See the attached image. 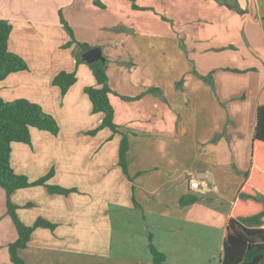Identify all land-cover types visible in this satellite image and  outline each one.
Masks as SVG:
<instances>
[{"label": "crops", "instance_id": "0c3cea01", "mask_svg": "<svg viewBox=\"0 0 264 264\" xmlns=\"http://www.w3.org/2000/svg\"><path fill=\"white\" fill-rule=\"evenodd\" d=\"M246 1L256 19L233 10L239 0H170V28L157 11H129L124 2L115 7L130 14L129 20L127 14L116 15L127 32L110 38L101 30L122 25H108L105 9L93 8L89 16L95 6L92 0H74L75 14L68 21L76 42L70 48L63 47L70 40L61 23H48L44 7L35 15L28 10L31 17L19 13L22 20L9 18L13 22L9 49L30 68L1 80L0 95L5 100L29 99L21 95L23 88L44 83L43 99L30 100L41 104L60 125L58 135L31 128V143L14 142L12 166L30 181L53 170L48 183L77 188L68 195H51L44 185H36L13 195L19 205L33 203L18 211L26 224H34L40 216L56 224L54 230L33 232L19 253L26 264H154L150 236L166 255L164 264H202L206 261L200 253L207 249V241L221 234L224 245L231 210L250 167L257 109L264 104V0ZM60 7L49 12L55 17ZM190 12L206 18L215 15L220 23L211 19L190 33L188 28L197 27L186 18ZM216 24L220 32L243 29L246 52L224 42V53L232 59L223 58L219 33L211 31ZM51 30H59L61 37ZM78 30H90L91 40L80 37ZM99 37L105 40L102 45L114 46L111 52L123 46V53L130 54L128 48L139 45L156 53H145L139 63L137 56L129 68L107 72L119 132L105 127L90 135L103 116L93 114L85 92L87 86L97 85L94 76L80 67L76 83L65 94L53 79L63 70H74L80 51L77 42L98 46L92 44H100ZM64 51L68 63L59 67L56 57ZM31 53L37 55L33 61ZM210 73L212 83L201 77ZM124 134L129 142L128 175L118 162ZM191 179L205 180L207 185L192 188ZM185 195L199 200L182 206ZM136 233H144L148 241L139 245L133 241Z\"/></svg>", "mask_w": 264, "mask_h": 264}, {"label": "trees", "instance_id": "16d2710c", "mask_svg": "<svg viewBox=\"0 0 264 264\" xmlns=\"http://www.w3.org/2000/svg\"><path fill=\"white\" fill-rule=\"evenodd\" d=\"M95 2L103 5L98 0ZM63 23L65 24L64 19ZM66 26L74 39L73 30L69 25ZM12 30L13 25L0 18V81L12 73L30 68L22 56L9 49ZM75 42L72 40L65 46L70 47ZM77 43L81 47L82 53L92 48L87 43ZM82 60L84 59L82 58ZM95 76L97 85L87 86L85 92L92 102L93 112L101 113L103 117L100 125L89 133L94 134L105 127H109L113 132H118V125L115 123V109L109 96L112 89L108 83V75L103 69L98 68L95 71ZM201 77L206 82H213L211 73L205 76L201 75ZM77 79L75 71L63 70L54 77L53 84L60 87L62 93L65 94ZM151 91L155 92L156 90L150 89ZM31 128L44 130L53 135H58L60 132L57 119L41 104L23 97L5 100L0 95V186L6 191L8 212L18 231V238L9 246L10 256L15 264H26L19 255V250L27 247L37 228L54 230L56 224L43 216H40L32 225L23 222L18 210L21 207H30L33 203L28 202L24 206H20L13 201V195L19 189L36 185H44L51 195H68L77 190V188H65L48 183L54 175L53 170L35 181H30L25 174L18 173L14 169L11 163L12 144L14 142L31 143ZM128 149V138L124 134L119 147L118 162L126 175H128ZM198 200L199 198L195 195H185L181 197L180 204L185 206ZM149 248L154 264H164L166 255L154 245L152 236H150ZM221 264H264V104H260L257 109V124L252 141L250 167L246 173L245 182L234 201L226 226Z\"/></svg>", "mask_w": 264, "mask_h": 264}, {"label": "rangeland", "instance_id": "374dc122", "mask_svg": "<svg viewBox=\"0 0 264 264\" xmlns=\"http://www.w3.org/2000/svg\"><path fill=\"white\" fill-rule=\"evenodd\" d=\"M73 1L74 0H0V18L6 20L8 22H10L9 18H11V17H12V19L22 20L23 16L19 13L29 15V13H27V12H28V10H31L29 12H31V14L35 15V12L37 9L44 7L47 10L46 15H45L47 17V22L52 23V24L61 23L60 28H62V30H63L62 32L69 37L70 41H72V40H74L73 36L69 32V29L67 28L66 25H69L70 29L73 30L72 26L69 24V21H68V19H71V17H73V15L75 14V13H73L72 6H71L73 4ZM95 1L96 0H92L93 5H95V6L92 7L90 10L87 9V10H89L88 13H90L89 16H92L94 14L93 8L105 9L106 12L109 13L110 20H111V23L108 25H111V24H112V26L116 25V24L122 25L118 28L113 27L111 30L102 29L101 31H107L106 37L110 36V38H113V36L116 37V36H119L123 32H127V30L122 29L125 26V24L121 23L122 18L120 19V17L125 16L127 14L128 20H129L130 14L129 13H124V14L120 13L121 10H119L117 7H115V6L120 7V5H123L124 2L128 3L129 11L131 9L136 10L137 8L141 9V10L143 9L146 11H152V10L157 11V13H158L157 16H158L159 20L165 21L166 23H164V24L169 28H170V22H172L171 21L172 19L170 16L171 15L170 14V0H101V1L98 0L103 5H105V4L107 6L110 5V9H107L106 8L107 6H103V5H101ZM137 1L139 3L140 7L136 4ZM239 3L240 4H237L238 5L237 8H233V10H235L236 13L238 12L237 13L238 15L245 16V17L247 15H249L248 18L256 19V13L254 14V11L251 9V6H248V1L239 0ZM58 5H61V7L57 8V16L54 17V14L51 15V13L49 11H50V9H53V6L58 7ZM151 5L154 7H152ZM145 6H150V7L145 8ZM124 9H126V8H124ZM128 9L126 10V12L128 11ZM118 14L120 17L116 16ZM205 15L206 14H195L193 12L186 14V18L191 23V25L194 23L197 26L195 28L190 27L187 29V31H189L190 33H195L197 31L198 27L210 24L208 21H210L211 19H213V21L217 22L218 24L220 23V19H217V17L215 15H211V14L209 15L208 14L207 18ZM127 16H126V18H127ZM3 17H6V18H3ZM195 17H197V18H195ZM63 19L65 21V24L63 23ZM18 22L20 23L22 21H18ZM18 22L16 21V23H18ZM218 24H216L215 27H211V29H212L211 31L213 33L214 32L219 33L218 34L219 40L222 41V43H223V44H221L222 47L219 50V51H222L221 56L223 58H228L229 61L232 59L228 55V53H224L227 51V50L224 51V49H225L224 47L226 46L224 44V42L233 43L234 45H236V47L238 46L239 48H241L242 52H244V51L246 52V47L243 44V41L246 44L243 29H240L237 32L234 28H232V30H230V31L222 30L220 32V30H218V28H219ZM127 25H129V24H127ZM51 31L55 35H57V37H61L60 34L58 33L59 30H57V33L54 30H51ZM87 31L88 30H85V31L78 30L77 34L78 35L81 34L80 37H82V38L91 40V31L90 30L88 32ZM176 31L179 33V31H181V30H179V28L177 27ZM235 32H237L236 35H235ZM85 34H86V36H85ZM58 39H60V38H58ZM99 40L101 41V42H99L100 44H96V43L92 44V45H98V46H91L90 44H89V46H91L92 48L100 47L102 49V54H103V57L105 60L99 59V60H96V61L91 62V63L87 62L85 60H82V58H83L82 56L84 53H82V49L80 47V51L77 52V54H75L76 62L74 64V70H73L77 73V71L80 67L85 66V68L87 70H89L91 72V74L94 76L96 82H97V79L95 76V71L98 68L103 69L106 73L109 70H111V68H117V69L129 68L132 65L133 60L135 61V59H137V56L139 57L137 60V62L139 63V62H142L141 57H144L145 53H150V51L152 53H156V50H149V49H146L145 47H141L139 45L138 46L133 45L130 48H128L131 55L127 52L123 53V51H122L123 46L118 48V50L114 49L111 52V48H113L114 46L109 45V44L108 45H105V44L102 45V42L105 40H103V38H101V37H99ZM70 41H68V42H70ZM80 43H81V41H80ZM66 44L63 45L64 48H70L72 46L71 45L70 47H66L65 46ZM180 45L182 46V44H180ZM54 46H55V44H52L51 47H54ZM262 47H264V45H262ZM234 51H236V50H234ZM73 52H74V49H73ZM254 53H255V55L257 54V52H254ZM223 54H225V56H223ZM28 55L30 57V60H32V61H33V57H37V55H34L33 53L28 54ZM112 56L116 57V58H112ZM256 56H258V55H256ZM56 58H57V60H59V58H60V60L57 61L59 64V67L63 66V65H67L68 60L66 58L65 51L63 53L62 52L59 53ZM258 58H260V56H258ZM232 63L234 65H236L237 62H232ZM113 70L114 69H112V71ZM115 71L116 70H114L113 72H115ZM232 71H236V70H232ZM107 75H108V73H107ZM114 79H116L115 76H114L113 80ZM108 83H109V77H108ZM44 86H45V84L43 83L40 86H38L37 88H34L33 86L31 88H28V89L23 88V90H25V92L26 91L27 92L26 93L24 92V94L21 92L22 93L21 95H23L24 97H28L29 100L30 99H36L37 101H40V99H43V95L45 93ZM263 100H264V98H263ZM93 114L95 115L98 113L93 112ZM99 125H100V123L98 124V126ZM94 129L95 128H93V130ZM99 131L100 130H98L96 133H98ZM96 133H94V134L90 133V135H95ZM13 201L15 202L14 198H13ZM23 205H20V206H23ZM21 209H24V207H21L19 210H21ZM218 232H221V231H218ZM17 234H18V232H17L16 226L13 222L12 217L10 216V214L8 212L6 191L4 188H2L0 186V264H15L11 259L10 252H9V246L12 242L15 241L14 238ZM143 234L144 233H142V234L136 233L134 238H133V241H135L136 243H139V245H144L143 242L145 240L146 241H148V240L147 239L144 240ZM220 235L221 234H218L215 237V239H213V241H211V242L207 241V249H205V251H201V253H200L201 255H203V259L206 261V262H203L202 264H220V258H221V254L223 252V242L221 241ZM186 239L187 238H184V241H186ZM158 240H159V236H158ZM114 241H115V244H118L119 239L115 238ZM21 249H23V248H21ZM7 250H8V254H9L8 255V262L5 263L3 258L6 256ZM20 250H19V253H20ZM192 255L193 254H191L190 256H192Z\"/></svg>", "mask_w": 264, "mask_h": 264}, {"label": "water", "instance_id": "95a60500", "mask_svg": "<svg viewBox=\"0 0 264 264\" xmlns=\"http://www.w3.org/2000/svg\"><path fill=\"white\" fill-rule=\"evenodd\" d=\"M82 57L85 61L90 63L99 59L105 60L100 47L91 48L85 51Z\"/></svg>", "mask_w": 264, "mask_h": 264}, {"label": "built area", "instance_id": "2783aa9c", "mask_svg": "<svg viewBox=\"0 0 264 264\" xmlns=\"http://www.w3.org/2000/svg\"><path fill=\"white\" fill-rule=\"evenodd\" d=\"M207 185V182L205 180H199V179H191V187L192 188H202Z\"/></svg>", "mask_w": 264, "mask_h": 264}]
</instances>
